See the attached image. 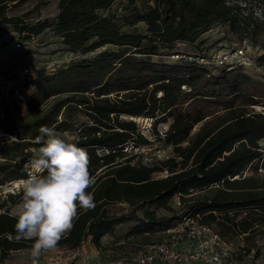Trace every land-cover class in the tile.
<instances>
[{
	"label": "trees",
	"instance_id": "1",
	"mask_svg": "<svg viewBox=\"0 0 264 264\" xmlns=\"http://www.w3.org/2000/svg\"><path fill=\"white\" fill-rule=\"evenodd\" d=\"M28 1L0 0V37L12 29L28 41L54 27L66 52L87 56L105 50L75 58L52 74L45 68L35 71L28 85L37 88L27 110L32 115L49 104L41 116L28 120L8 107L0 109V129L17 138L0 147V188L28 178L41 146L39 129L48 126L76 135L71 142L88 152L96 177L88 189L95 207L79 210L61 241L69 249L90 241L103 250V239L125 222L136 221L138 233L148 236L183 216L199 215L222 237L241 238L240 253L250 255L264 239V175L259 173L264 170V112L255 110L264 108V81L242 68L200 65L195 56L204 54L205 36L220 27L226 38L257 40L264 51V21L244 17L229 0H154L145 12L129 0L121 14L112 13L118 0H59L53 21L27 23L9 15L12 6ZM179 45L186 50H178ZM258 61L264 64V54ZM81 115L86 122L80 123ZM136 119L153 121L155 142L173 145V157L152 164L128 157L127 145L153 143ZM161 124H169L164 137L157 131ZM175 195L182 200L179 215L160 219L149 211L156 206L174 213ZM22 200V191L0 197V264L34 242L16 239L17 215L11 210ZM117 205L135 211L117 217L111 214ZM145 238L143 245L153 243Z\"/></svg>",
	"mask_w": 264,
	"mask_h": 264
},
{
	"label": "built area",
	"instance_id": "2",
	"mask_svg": "<svg viewBox=\"0 0 264 264\" xmlns=\"http://www.w3.org/2000/svg\"><path fill=\"white\" fill-rule=\"evenodd\" d=\"M228 4L238 5L244 17L252 16L253 19L264 21L262 3L258 0H229ZM252 8H255L254 11ZM25 50L26 43L22 39L17 43H9L0 47V109L8 107L7 103L11 102L14 96L20 99L27 96V90L31 87L28 82L34 76V69L29 60L19 56L22 51L25 52L26 57L31 55V53L26 54ZM254 53L255 49L251 41L244 39L233 47L195 56V61L200 65L219 70L247 69L253 64ZM75 56L71 52H66L62 56V63L50 62L47 65V73L52 74L58 67L70 65ZM172 58L181 59L183 56H172ZM188 59L193 60V57H188ZM165 132L160 133L162 137L165 136ZM125 152L129 154L128 157L132 155L137 158L142 157L143 159L139 161L143 164H152L173 157L174 146L167 144H159L155 147L127 145ZM171 202L175 209L183 206L180 195H175ZM66 235L67 233L63 235L54 249L42 251L38 258L32 257V246L28 248L29 261L27 264H34V260L35 264H238L235 258V244L222 237L215 226L203 223L199 215L181 217L160 232L158 241L145 245L137 257L105 260L102 257V250L90 241L78 249H69L61 243ZM126 243L128 242L120 241L117 244L124 246ZM85 244H88L90 248H86ZM4 264L13 263L5 262Z\"/></svg>",
	"mask_w": 264,
	"mask_h": 264
},
{
	"label": "rangeland",
	"instance_id": "3",
	"mask_svg": "<svg viewBox=\"0 0 264 264\" xmlns=\"http://www.w3.org/2000/svg\"><path fill=\"white\" fill-rule=\"evenodd\" d=\"M58 2L59 0H31L21 5L12 6L8 12L9 15L11 16L23 17L27 23H36L38 21H44V20L53 21L59 12ZM128 5H129V0H118V2L114 5L112 9V13L121 14L123 13L124 8L127 7ZM135 6L141 12H145L149 8L154 7L155 2L154 0H135ZM262 7H264L263 3H262ZM254 9L252 11H254ZM140 28L143 29V26L140 25ZM205 37H207L208 42L205 46H203L202 50L204 51L203 53H207V54L212 53L214 50L225 49V48L233 47L238 44L236 40L230 37L226 38V29L221 27L211 31ZM21 39L22 38L17 32H15L12 29H8L0 37V47L7 45L9 43H17ZM261 39H263V37ZM23 41H25L26 43V50H25L26 54L31 53V55L29 57H26L25 52L22 51L19 54V56L22 59H27L30 61L34 69L33 75H35V71L40 68L46 69L47 65H49L50 62H61L62 56L66 54V51L63 50L62 48L61 39L58 35V31L54 27L46 29L39 36L32 38L29 41L26 40ZM251 42L255 49L253 64L249 68L242 70L245 73H248L249 75L254 77L255 79L264 81V64L261 65V63H259L258 61L259 57L264 54V51L261 48L262 47L261 42L257 43V40L256 41L251 40ZM177 49L180 51H184L186 50V47L184 45H179ZM103 50L105 49H101L87 56L76 55L75 58L78 59L79 57L81 60L83 58L93 57L97 53ZM169 60L171 61L172 59ZM63 67L64 66H61V68ZM36 88H37L36 85H31V87L27 90V96L25 95L24 98L22 99L14 96L11 102L7 103L8 108L13 110L19 116L27 118L28 120H33L41 116L49 104H45L41 106L37 110V112L32 115H29L27 110V103L30 100L33 93L36 91ZM255 110L257 112H264L263 106H257ZM136 120H137V124L140 126L141 134L153 142L152 145L150 146L155 147L156 145H159L158 142H155V138L153 134V121L150 120L149 122L147 121L140 122L139 119ZM79 121L81 123V122H86L87 120L84 116L81 115L79 117ZM168 127L169 124H161L159 125L157 131L160 133H164L165 131L168 130ZM195 131L196 129H194L193 133ZM63 134H66L70 141L76 138V135H73L70 132H66ZM9 138L12 137L0 129V147H2L4 144L10 143L11 141L7 140ZM14 138L15 140H17L16 137ZM262 144L264 145V141L262 142ZM138 156H140V154H138ZM150 157L151 156H149V158ZM141 158L138 157L136 159V162L143 159ZM31 171L32 169L30 168V172ZM259 173L261 175H264V170L260 169ZM249 174H251V171H249L246 175ZM164 176H166V173L160 175L159 177H164ZM21 181H16L10 184V186L8 187H1L0 197L4 199L6 195L9 193L21 192L22 191ZM22 204H23V200L22 202L19 203L18 206L14 207L11 210V212L14 215L18 216L22 212ZM131 211H135V209L130 208L127 205H117L111 208V214L117 217L125 216ZM149 211L151 213H154L156 217L160 219H169L171 217L180 214V210L178 209L175 210L174 213H172L163 208H157L156 206L150 207ZM136 215L142 218L143 211L140 210L137 211ZM138 227L140 226L137 225L136 221L125 222L115 228V234L111 236H106L103 239V244L105 245V248L102 250L103 259L110 260V259H119L121 257H125V258L137 257L144 249L145 245H143L144 244L143 241H145L146 239L145 237L149 238L152 242H156L159 240L160 232H161L160 229H157L153 232H149L148 234H146L148 236H141L138 233ZM122 238H125L124 240H126L128 244L125 245L123 248H120V246H118L116 242ZM225 239L235 244V249H236L235 258L238 264H264V239H260V238L258 239L257 247L252 250V253L250 255L241 254L239 252V248L242 245L245 246V242L242 241L241 238L225 237ZM85 246L88 249L90 248L88 244H85ZM257 251H259L258 255L256 254ZM28 252L29 250L25 249L20 252L12 253L10 258L6 262L13 264H27L29 261Z\"/></svg>",
	"mask_w": 264,
	"mask_h": 264
},
{
	"label": "clouds",
	"instance_id": "4",
	"mask_svg": "<svg viewBox=\"0 0 264 264\" xmlns=\"http://www.w3.org/2000/svg\"><path fill=\"white\" fill-rule=\"evenodd\" d=\"M39 132L36 142L41 146L30 161L32 171L21 181L22 212L15 223L17 240L34 241L33 258L58 245L79 210L95 207L94 193L88 191L96 183L88 152L54 128L41 126Z\"/></svg>",
	"mask_w": 264,
	"mask_h": 264
},
{
	"label": "bare ground",
	"instance_id": "5",
	"mask_svg": "<svg viewBox=\"0 0 264 264\" xmlns=\"http://www.w3.org/2000/svg\"><path fill=\"white\" fill-rule=\"evenodd\" d=\"M140 120V122H144V121H147V122H149L150 121V119H143V120H141V119H139Z\"/></svg>",
	"mask_w": 264,
	"mask_h": 264
},
{
	"label": "water",
	"instance_id": "6",
	"mask_svg": "<svg viewBox=\"0 0 264 264\" xmlns=\"http://www.w3.org/2000/svg\"><path fill=\"white\" fill-rule=\"evenodd\" d=\"M133 120V119H132ZM135 121V120H134ZM169 128V127H168Z\"/></svg>",
	"mask_w": 264,
	"mask_h": 264
}]
</instances>
